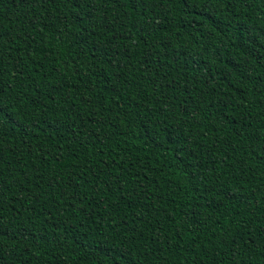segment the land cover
Segmentation results:
<instances>
[{
  "label": "trees",
  "instance_id": "obj_1",
  "mask_svg": "<svg viewBox=\"0 0 264 264\" xmlns=\"http://www.w3.org/2000/svg\"><path fill=\"white\" fill-rule=\"evenodd\" d=\"M0 264H264V0H0Z\"/></svg>",
  "mask_w": 264,
  "mask_h": 264
}]
</instances>
